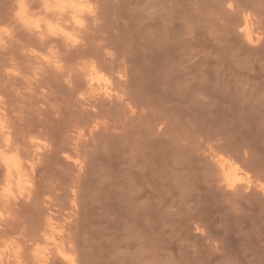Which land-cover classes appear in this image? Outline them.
<instances>
[{
    "label": "rangeland",
    "instance_id": "1",
    "mask_svg": "<svg viewBox=\"0 0 264 264\" xmlns=\"http://www.w3.org/2000/svg\"><path fill=\"white\" fill-rule=\"evenodd\" d=\"M108 2L110 12L93 25L85 47L104 43L114 64L128 65L125 86L135 110L112 104L111 120L81 144V172L58 158L44 160L54 168L43 181L52 182L48 190L57 187L50 194L62 213L69 210L66 188L73 181L79 188L70 227L82 245L80 264H264V197L254 189L233 198L216 190L202 156L214 147L246 152L264 173V40L228 49L213 18L217 0ZM6 7L0 0V12ZM49 113L29 117L55 126ZM155 118L161 132H147ZM22 206L21 221L32 209Z\"/></svg>",
    "mask_w": 264,
    "mask_h": 264
},
{
    "label": "bare ground",
    "instance_id": "2",
    "mask_svg": "<svg viewBox=\"0 0 264 264\" xmlns=\"http://www.w3.org/2000/svg\"><path fill=\"white\" fill-rule=\"evenodd\" d=\"M4 1L8 7L0 12V264H80L82 245L79 246L75 239L76 233L70 227L77 213L79 188L74 181L66 188L69 210L62 213V208L56 206L58 203L55 199V202L53 201L51 188L48 190L47 187L51 186L52 182L46 186L43 181L44 176L49 174V171L52 174L51 170L54 168L52 162L45 163L44 160L45 157L50 161L53 157L58 158L72 165L76 172H81L86 169L83 168V143L111 120L110 116L114 112L112 104L116 101L132 112L135 110L132 100L136 98L131 99L133 95L127 92L125 86L128 65H125V62L121 66L114 64L116 61L113 63L111 60L114 55L110 56L111 51L106 49L104 43L94 45L97 50L85 47L87 35L92 33L93 25L95 26L103 15H108L111 3L108 0ZM217 1L219 3L217 2L213 18L220 24L219 32L225 36L223 38L229 41L230 47L228 43L226 47L231 50L234 47H238V50L240 47L239 50H242L241 46L253 48L257 44L261 45L264 40V1ZM95 40L97 41L96 38ZM236 48L233 51L237 52ZM44 111L53 114L57 120L55 126L47 124L45 116L44 122ZM32 113H38L39 116L42 114V118L30 120ZM156 121L150 123L151 131L147 132H161L163 121ZM202 152L210 169L206 167L209 172L204 171L207 175L205 178L213 188L227 196L231 195L230 198L241 196L253 189L264 197L262 165L251 163V159L248 160L250 157H246V152H239V156L236 151L218 150L215 147ZM243 153L244 156H241ZM61 176L63 174H60ZM60 182L58 181V185L62 187L64 184H59ZM52 188L55 190L57 187ZM35 198L40 200L38 205H32V208L29 203ZM24 203H28L32 209H29L27 220L21 221L24 218L20 220L22 214L20 218L19 214L26 213V208H29L26 205L22 211ZM81 252L83 253V250Z\"/></svg>",
    "mask_w": 264,
    "mask_h": 264
}]
</instances>
